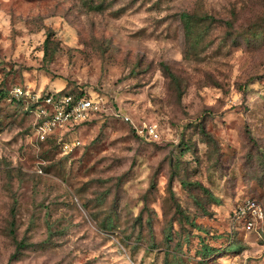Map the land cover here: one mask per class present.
Returning <instances> with one entry per match:
<instances>
[{
	"label": "rangeland",
	"instance_id": "obj_1",
	"mask_svg": "<svg viewBox=\"0 0 264 264\" xmlns=\"http://www.w3.org/2000/svg\"><path fill=\"white\" fill-rule=\"evenodd\" d=\"M16 85L102 110L63 154ZM246 199L264 208V0H0V264H264Z\"/></svg>",
	"mask_w": 264,
	"mask_h": 264
},
{
	"label": "built area",
	"instance_id": "obj_2",
	"mask_svg": "<svg viewBox=\"0 0 264 264\" xmlns=\"http://www.w3.org/2000/svg\"><path fill=\"white\" fill-rule=\"evenodd\" d=\"M74 96L60 90L31 91L25 86L16 85L8 91L10 101L23 102L26 111L33 116V132L37 140L54 142L63 154L70 153L79 146L78 140L59 137L60 133H70L78 125L97 116L102 110V99L93 91ZM129 121L128 117L124 118ZM133 125L135 133L146 140H157L159 135L154 125ZM232 220L242 224L246 231L254 225L264 223L263 206L254 199H246L232 211Z\"/></svg>",
	"mask_w": 264,
	"mask_h": 264
},
{
	"label": "trees",
	"instance_id": "obj_3",
	"mask_svg": "<svg viewBox=\"0 0 264 264\" xmlns=\"http://www.w3.org/2000/svg\"><path fill=\"white\" fill-rule=\"evenodd\" d=\"M182 18H186V23H187V25H189L188 21H189L190 16L187 15V14H182ZM46 44H47V43H45V45H46ZM46 49H47V48H46ZM50 90H60L61 92L69 93V94L74 95V96H81V95H83V94H87V93H88L87 90L84 89V88H82V87H78V88H74V89H64V88H62V89H50ZM50 90H47V91H50ZM16 103H18V102H16ZM19 103H21V102H19ZM93 118H94V117H92L89 121H86V122H84V123H82V124L85 125V124L91 122V121L93 120ZM47 143H49L50 145H53V148L56 147L53 138L50 139V140H48ZM15 206H16V201L14 200V201H13L12 208H11V211H10V214H11V216H12V221H11V226H12V227H13V224H14L13 219L15 218ZM263 209H264V208H263ZM231 217H232V215H231ZM239 247H240V246H239L237 243L229 244V245L225 248V250H226V252H228V253H236V252L239 250ZM216 252H217V251H216Z\"/></svg>",
	"mask_w": 264,
	"mask_h": 264
}]
</instances>
